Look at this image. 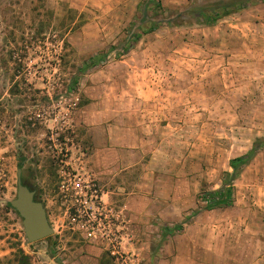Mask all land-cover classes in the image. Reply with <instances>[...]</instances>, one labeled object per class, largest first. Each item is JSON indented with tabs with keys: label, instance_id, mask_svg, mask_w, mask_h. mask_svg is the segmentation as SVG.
I'll list each match as a JSON object with an SVG mask.
<instances>
[{
	"label": "rangeland",
	"instance_id": "374dc122",
	"mask_svg": "<svg viewBox=\"0 0 264 264\" xmlns=\"http://www.w3.org/2000/svg\"><path fill=\"white\" fill-rule=\"evenodd\" d=\"M240 1L161 0L157 16L143 0H0V264L19 249L31 264H264V0L194 22ZM18 167L53 229L35 242L10 205ZM225 181L233 204L207 209Z\"/></svg>",
	"mask_w": 264,
	"mask_h": 264
},
{
	"label": "trees",
	"instance_id": "16d2710c",
	"mask_svg": "<svg viewBox=\"0 0 264 264\" xmlns=\"http://www.w3.org/2000/svg\"><path fill=\"white\" fill-rule=\"evenodd\" d=\"M246 1L249 2V0H243L240 2L235 3H229L226 5V7L223 8V11H219L218 9H210V10H202L196 16H194V22L195 23H203V24H213L216 22L220 17L227 15L231 11H229L227 6H236V9H240L244 7L246 4ZM252 3L253 0H250ZM233 4V5H232ZM143 9H150L155 15L157 16H163L165 15V12L167 11V8L164 7L161 0H143L138 7L137 11L140 13ZM167 17V16H166ZM173 17L169 16L166 19H170L171 22L167 25L173 26V25H179L182 22L178 19H171ZM134 22L130 23L129 29L133 26ZM162 26V22L160 21H154V22H147L143 23L141 25V34H146L149 32H152ZM130 31V30H129ZM139 37V34H131L130 36L126 35L125 39V48L127 49L130 44L134 41H136ZM125 49V50H126ZM96 58L93 57L90 61V65L93 66L96 64ZM86 68V67H85ZM74 83L77 82V77H74L73 80ZM73 83V84H74ZM254 151L251 150L249 153L241 156H237L235 158L230 159L229 165L230 167L235 170L239 165L245 164L251 157V154H253ZM227 176L233 175V173H226ZM204 201H205V207L207 209L217 208V207H228L233 204V183L225 181L223 182L222 186L214 191H209L205 193L204 195ZM182 228V224H176L172 228L167 227L163 229L162 231V237H166L167 234L173 233L175 230H179ZM14 264H31L29 256L26 255L21 249L18 250V252L15 254Z\"/></svg>",
	"mask_w": 264,
	"mask_h": 264
},
{
	"label": "water",
	"instance_id": "95a60500",
	"mask_svg": "<svg viewBox=\"0 0 264 264\" xmlns=\"http://www.w3.org/2000/svg\"><path fill=\"white\" fill-rule=\"evenodd\" d=\"M21 167L17 168L16 197L10 205L22 218L25 235L29 242L46 238L53 233L43 203L36 199L35 189L22 180Z\"/></svg>",
	"mask_w": 264,
	"mask_h": 264
},
{
	"label": "crops",
	"instance_id": "0c3cea01",
	"mask_svg": "<svg viewBox=\"0 0 264 264\" xmlns=\"http://www.w3.org/2000/svg\"><path fill=\"white\" fill-rule=\"evenodd\" d=\"M115 176L116 175H114L113 177L114 181H120V177L121 179L130 180L132 175L130 173H120L118 175L119 177L116 178ZM117 189L118 190L123 189L124 191L126 190L125 188H123V186L122 187L118 186ZM109 194H110L109 189L104 190L102 192V198L106 199ZM132 196H134L133 192H128V197H132ZM121 213L123 216L122 218L124 219L123 221L125 226L126 225L129 227L134 226L135 228L142 229L143 227H145V223L149 221V217L146 215L148 212L143 207L136 208L132 205L124 204L121 207Z\"/></svg>",
	"mask_w": 264,
	"mask_h": 264
}]
</instances>
